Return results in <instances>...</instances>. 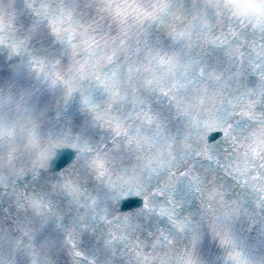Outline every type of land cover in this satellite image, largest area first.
Instances as JSON below:
<instances>
[{"label": "snow or ice", "instance_id": "obj_1", "mask_svg": "<svg viewBox=\"0 0 264 264\" xmlns=\"http://www.w3.org/2000/svg\"><path fill=\"white\" fill-rule=\"evenodd\" d=\"M0 264H264V0H0Z\"/></svg>", "mask_w": 264, "mask_h": 264}]
</instances>
